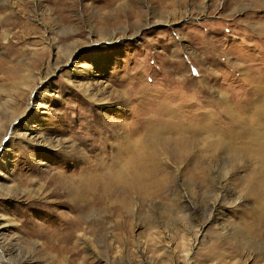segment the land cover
I'll return each instance as SVG.
<instances>
[{"label": "rangeland", "instance_id": "1", "mask_svg": "<svg viewBox=\"0 0 264 264\" xmlns=\"http://www.w3.org/2000/svg\"><path fill=\"white\" fill-rule=\"evenodd\" d=\"M263 88L264 7L251 0H0V244L30 264H141V250L154 264H264L262 210L245 178L256 172L264 198V168L211 158L202 136L182 165L159 160L161 190L127 198L118 183L105 209L77 205L97 162L103 183L117 181L120 169L105 167L112 143L125 146L158 104L172 115L202 108L216 125L220 108L250 102L247 125ZM223 164L227 197L210 215L219 199L208 180ZM77 218L84 230L68 243Z\"/></svg>", "mask_w": 264, "mask_h": 264}, {"label": "bare ground", "instance_id": "2", "mask_svg": "<svg viewBox=\"0 0 264 264\" xmlns=\"http://www.w3.org/2000/svg\"><path fill=\"white\" fill-rule=\"evenodd\" d=\"M251 2L254 3V5L257 7H264V0H251ZM109 37L110 38L108 41L113 42L118 40L117 36H115L114 34ZM9 48L11 47L9 46ZM76 50L74 49L73 52H71L67 57V64L70 62L71 57ZM57 68L58 67H56V69ZM49 76L50 74H46V76L44 77V80L46 82L48 81L47 79L49 78ZM30 89H32V87H30ZM263 94L264 88L262 89V91L258 90L257 99L260 98ZM29 95H32V90H30ZM257 103H255L254 105H257ZM262 103H264L263 99L259 101L258 107L262 105ZM250 104V102H246L245 105H241L240 111H225L223 108H220V112L226 118L223 122H221L220 124L217 123L216 125L212 123V119L207 113L198 112L201 111L202 108L191 113L188 112V114L186 115L182 113L181 115H172L176 108L170 107L166 102H163L161 105L158 104L156 110L154 109L148 111L144 115L140 116V126L137 129L135 128L136 130L133 131L132 135L128 136L129 139L127 140V144L125 146L123 145V143H120V140H118V138L115 136L117 139H115V143H112L113 151H115V154L113 160L111 162H108L105 167L112 165L120 169L117 181L112 185L105 183V181L104 183L101 181L100 174H102V177L104 176L102 170L104 167L102 165H104L105 163H102L100 161L97 162L98 165L95 169V171H98L100 169L99 172L96 173V177L98 176V180H93L91 182L89 178L87 179V181L91 184L87 189L88 191L86 190L88 192L86 201L85 196L83 201H78L81 195L84 194H82V192L76 193V188L70 189L69 195L72 196L75 201H78L77 205L80 204L79 208L84 207V209H86V211L88 212H96L97 210L100 211L102 208H104L102 205H104L106 203V200H108L112 192L111 188H115L118 183H122L124 185V191H120L122 192V194H125L127 198H130V196L133 194L146 195L153 190H161L165 185L164 178L166 177V174L164 171H162V166L160 165L159 160H170L176 164H180L183 159L189 157L192 154L194 148L193 146L198 142L196 140H198L199 136H202V138H204L203 141L205 143L202 152H206L211 158H227L228 162H231L233 168L240 167V165H243L245 161H253L256 164L258 163L260 165V168L263 169L264 107L261 110L256 107V111H254L255 118H253V120L246 125L245 116H250V111L253 112V109H250ZM25 114L26 111L22 114L16 115L12 120H14L15 122L17 119L22 118ZM186 120H189L191 122H187ZM208 125L213 126V129H208ZM70 148L73 149L74 153L76 150L75 144L74 146H70ZM182 164L183 163H181V165ZM112 166H109V168ZM220 169L221 171L219 173L221 176H219L216 184L212 182L213 179L208 180V183H211L212 186L216 185L215 190H217V198L220 200L210 205V215H212L216 211L217 207L220 206L221 202L226 196V188L224 183L227 180V177L229 175L228 172H230V169L227 170V167L224 164L222 168L220 167ZM205 171L203 169L202 172ZM156 172H158V174ZM256 175V172H249L247 176L245 175V178L246 180H250L247 184L248 189H250L249 193L254 196L253 199H255V202L262 210L261 214L258 213L257 221H264V198L260 197V195H262L263 193L259 194L260 184ZM156 177L157 180H155ZM81 225V219H75L73 227H71L70 230L66 233L65 240H67L68 243L71 242L77 232H83L82 230L84 229L81 228ZM84 233L81 235L84 236ZM58 245L60 246V244ZM71 250L70 248L69 250H67V247H62L61 251H59L61 253H65ZM17 252L18 251L16 248H14V246L8 247L4 244H0V264H30L34 262H29V258H24L23 256L20 259H14L13 255ZM139 253L140 254L137 257L141 260V264H154L155 261L152 262L151 258L147 257L143 250H141ZM188 256L189 254L187 252L186 258H188ZM6 259L7 263L4 262V260L6 261Z\"/></svg>", "mask_w": 264, "mask_h": 264}]
</instances>
